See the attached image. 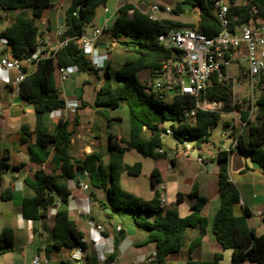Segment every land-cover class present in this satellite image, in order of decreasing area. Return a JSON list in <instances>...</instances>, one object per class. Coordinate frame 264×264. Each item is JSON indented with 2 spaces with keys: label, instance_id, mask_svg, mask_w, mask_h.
I'll return each mask as SVG.
<instances>
[{
  "label": "trees",
  "instance_id": "obj_1",
  "mask_svg": "<svg viewBox=\"0 0 264 264\" xmlns=\"http://www.w3.org/2000/svg\"><path fill=\"white\" fill-rule=\"evenodd\" d=\"M110 0H70L63 16V34L61 39L80 37L86 28L91 26L97 8L105 6ZM216 0H181L173 12L182 14L188 9L182 4L192 5L198 11L195 23L184 24L170 19L161 18L151 20L145 13L133 4H124L117 12L109 34L116 38L119 47L130 53L118 68L108 62L104 74L98 76L92 68L89 59L82 48L70 40L66 46L54 51L49 57H42L37 68L30 73L20 85V98L33 107L37 117L51 114L55 110L65 109V100L57 88L56 76L58 68L77 66L79 73H94L100 77L102 84L97 91L96 106L99 113L110 120V111L125 104L129 110L130 130L128 138L116 140L111 138L108 146V165H105V153L95 150L83 159H74L70 154L71 139L76 123L71 128L67 120H60L49 130L47 126L37 127L28 134L22 130V142L27 144L31 137L34 140L28 145L29 162L42 166L49 161L53 168L50 172L39 168L32 177L25 178V184L34 191V196L23 200L22 216L24 219L39 221L48 217L51 208L67 206L70 198L79 191L81 184L89 187L88 196L98 200L99 191H106V200L98 203L105 210L107 217L124 215L131 212L135 225L147 233L143 245L153 243L156 251L150 260L157 264H165L170 255L179 253L185 243L187 230L198 229L199 236L189 247V258L186 264H221L223 254H215L210 261H195L191 255L193 250L201 244L207 230V220L202 210L207 199L191 192L189 197L196 201L191 212L182 217L175 207L161 206L157 193L151 200H143L124 191L119 184L121 172L137 177L142 172V163L133 165L124 163V156L128 150H135L144 157L166 158L168 147L161 138V132L166 130L165 123L170 122L174 128V138L177 145L190 142L201 150L209 143L212 130L218 124L221 114L200 111L194 124L184 119V110L195 106V98L177 94L170 100L162 99L155 93H148L147 86L162 72L165 62L176 60L178 55L173 50L165 48L158 41L161 34L172 30L190 27L199 33L213 37L222 30L219 18L214 12ZM229 4L228 17L230 29L234 31L238 26L250 22H257L264 18V0H245L236 4L235 0H227ZM55 0H0V9L5 13L15 12L14 19L0 31V37L8 40V51L12 57L25 62L37 49L41 33L39 21L46 10L54 8ZM145 7V4L141 5ZM130 11H133L130 14ZM7 19V17L5 16ZM24 72L28 71L25 66ZM149 72L150 79L141 81L140 74ZM87 84L89 83L86 82ZM1 85V82H0ZM1 92V86H0ZM257 92L259 97L255 103L256 114L250 116L251 104L246 108L239 102H234V88L231 85L218 82L213 77L205 96L210 101L224 102V111H239L241 120L248 130L249 143L244 147L242 137L235 138L237 145L228 151L218 153L219 191L223 203L217 210L213 222L212 233L224 250H231V264L254 262L264 264V234L257 235L249 226L250 212L245 210L243 215L235 214V206L240 204V193L230 180L228 161L230 153L235 150L249 153L253 160L260 164L264 174V74L261 75ZM244 102H247L244 99ZM1 124V116H0ZM235 136L234 132L232 133ZM236 137V136H235ZM10 164L1 144L0 130V182L6 180L7 170L21 169ZM59 171V173H58ZM78 171L87 174L88 179L74 183L75 188L69 187ZM151 173V186L156 187L161 179ZM12 196L11 188L2 193L4 200ZM53 202L50 205V198ZM181 195H179L180 200ZM57 198L59 202H57ZM144 213L155 214L150 220ZM14 245V230L4 228L0 233V254L12 249ZM71 252L87 249L83 241V234L78 231L70 218L67 207L56 210L54 226L51 232V244L47 252ZM103 264H110L104 262Z\"/></svg>",
  "mask_w": 264,
  "mask_h": 264
},
{
  "label": "crops",
  "instance_id": "obj_2",
  "mask_svg": "<svg viewBox=\"0 0 264 264\" xmlns=\"http://www.w3.org/2000/svg\"><path fill=\"white\" fill-rule=\"evenodd\" d=\"M174 1L176 3L180 2V0ZM124 4L133 3L121 0L119 4H116L113 0H110L107 3V6L110 8V12L108 13L104 11L103 6L97 8L93 23L90 27H101L106 21H108L110 27L111 21L113 19L115 20L119 8ZM55 6L57 5L54 4V8H56ZM165 7L172 8L171 6ZM54 8L50 9L51 11L48 14H45V12L43 13V17L40 20L42 24H39L41 27L39 38L43 41L41 48L45 52H54L58 50L60 37L57 35V31L63 32V26L61 25L63 22H61V19H63V15H61L62 8L58 7L56 11H54ZM106 44H108L107 40H102L100 42L99 49L103 55L106 54ZM108 62L112 63L110 54L105 62L106 65ZM14 75L15 73H10L11 78H13ZM68 81L69 84L66 85ZM68 81L61 82L59 78L57 80V88L62 98L65 99L70 97L78 99L80 106L77 111L71 112L64 110L60 113L53 112L40 118L37 117L34 110L20 98L19 94L13 90L11 85L1 82L6 91L16 94V96L13 97L10 102H6L3 108H1L2 110H0L1 144L12 166L19 168V166L23 165L21 169L12 170V173L9 174L10 178H6L0 185V233L4 228H11L14 230V245L12 249L0 254L1 262L2 264H32L34 258L39 257L42 262L47 261V264H74L71 256L75 251L71 252L70 250L63 249L61 251L47 252L51 244L54 215L57 209L63 207L68 208L70 218L73 220L78 231L83 234V241L87 244V249L83 252L85 264H103L107 261L110 262V264H118L121 259L118 249L121 247L122 252H126L130 249L137 250L135 257L132 259V264H144L143 262L145 259L152 262L150 260L155 254L156 246H150V243L143 245V242L147 238V233L145 234L137 230V233L128 235L126 238L127 241H116L113 231H117L116 228L120 227L121 230L119 232L124 234L122 231L123 228L119 224L114 227L111 223L113 216L107 217L105 214V212H107L106 209L103 210L98 203V200H106V191H99L97 194L98 200H93L89 198V196H86L85 192L78 189L79 191L70 198L67 206H62L57 198V202H59L58 207L51 208L46 219L34 221L24 219L22 216L24 198L34 196V191L25 184V178L32 177L39 168H43L48 172L53 168V165H51L49 161L45 162L42 166L29 162L28 145L33 142L34 136L28 140L29 142L27 144H24L22 142L23 129L30 134L34 132L37 127L47 126L49 130H53V126L60 120L69 121L71 123V128L73 124L76 123L77 125L75 126L69 149L74 159H83L86 155L91 154L95 150L104 152V149L108 148L111 138L120 140L121 138L129 137V134L128 137H126V135L113 132L101 135L99 128L96 126L97 116L101 114L98 111L99 108L95 104V95H88L84 91L86 86H91V83H94L93 79H90L88 84L86 83L88 81H84L81 87L77 85V78L75 76L71 77ZM94 84L97 92L102 84V80ZM63 94L69 95L63 97ZM0 98H4V100L6 98L2 94V88ZM120 119L119 116L110 117V121L112 122L119 121ZM224 130L231 132V138L224 137L225 141L221 143V147H218L216 152H211L210 155L207 156V145L210 144V141L206 143L201 150L194 147L189 156H184L182 152H177L176 156H173L171 153L169 154L170 149L168 148L166 159L169 164L165 170L162 171L159 167H153L151 173L153 170H157L156 175H158L161 181L167 186L169 197L166 206L175 207L182 217L187 216L191 212V207L196 201L195 198L189 197L191 192L196 191L199 196L207 199L202 210V215L207 220V230L202 238L201 244L193 250L191 255L192 259L195 261H210L215 254L220 253L223 254V261L221 264L226 261L228 264H231V250H224L212 233L213 218L220 205L223 203L218 187V153L220 151H228L230 148H235L237 145L236 139L239 138V136L242 137L244 147H247L249 143V134L246 135L247 129L238 118L233 125L225 122ZM233 132L236 137L233 136ZM234 143H236L235 146ZM196 150H198L199 157L204 160L203 163L197 160ZM104 153L105 165H108V153ZM211 163L213 166L209 165L211 169H208L207 164ZM228 168L230 180L240 193V204L235 206V214L241 216L245 210H248L250 212V217L247 219L249 226L254 229L257 235H263V168L252 159L249 153L238 150L230 153ZM13 178H17L16 181H14ZM86 179H88L87 176ZM69 187L75 188L72 181H69ZM7 188H11L12 196L10 199L4 200L2 198V193ZM151 190L153 195L143 200L148 201L154 197L156 187H152ZM174 194H176L175 203L171 201V196ZM179 195H181L180 200ZM134 196L137 197L136 195ZM79 210L82 211L81 214L78 212ZM103 217L108 220V224L104 222ZM144 217L153 220L155 214L144 213ZM89 219L104 226V239L100 238L99 234L88 226L87 221ZM108 227H112L110 228L111 230ZM198 236V229L187 230L186 240L182 250L179 253L173 254L180 260V263L185 262L186 264L189 258V247ZM95 241H100L101 243L97 245L94 243ZM103 255L106 257L104 262H102ZM173 255H170L167 259ZM30 256L31 260L30 263H28Z\"/></svg>",
  "mask_w": 264,
  "mask_h": 264
},
{
  "label": "built area",
  "instance_id": "obj_3",
  "mask_svg": "<svg viewBox=\"0 0 264 264\" xmlns=\"http://www.w3.org/2000/svg\"><path fill=\"white\" fill-rule=\"evenodd\" d=\"M119 4L121 0H113ZM104 11L110 12V8L105 5ZM133 11H130L132 13ZM145 13L151 20H159L161 13H172L170 7H163L159 4H152L147 7ZM214 12L219 18L222 30L215 36L209 37L198 31L183 27L172 30L166 34H161L158 41L167 49H171L178 55L176 60L169 59L164 63L162 73L156 81H151L147 86L148 93H155L160 98H171L174 95L182 94L195 98V106L184 110L183 117L188 122L194 124L197 114L200 111L212 113H234L242 122L239 111L225 112L224 102L210 101L206 98V90L215 77L218 82L231 85L233 88L238 87V91L234 90V102H239L240 97L248 91V87L242 83V79L247 81L251 91L250 116H253V95L257 92V86L261 75L264 74V18L257 22H250L238 26L234 31L230 29V19L228 17L229 4L227 0H216L214 4ZM108 21L101 27H93L90 31H85L80 37L61 39L63 32L57 31L60 37L58 42V50L67 45L72 40L80 46L89 59L92 68L97 72L98 76L104 74L106 60L109 53L119 46L116 38L109 34ZM109 38L111 42L106 44V54H101L99 46L101 38ZM43 41L39 38L36 51L25 60H20L11 56L8 51V40L0 37V82L11 85L16 93H20V85L25 78L37 68L38 61L42 57L51 56L52 52L42 50ZM28 71L24 72V67ZM230 66H236L239 74L230 71ZM15 75L10 77V73ZM79 72L77 66H66L58 68V75L61 82H66ZM241 88L243 89L241 91ZM172 92H175L174 94ZM65 109L67 111L76 112L80 104L77 98H65ZM240 103V102H239ZM64 110H55L53 112H62ZM52 112V113H53ZM245 127V123L242 122ZM161 138L174 137V128H166L160 134ZM224 137L231 138V132L224 130ZM236 143H234V146ZM194 146L190 142L183 143L182 154L189 156ZM197 160L203 163L204 160L198 157ZM81 191L89 190L88 185L81 184ZM156 193L161 206H166L167 186L164 182L156 185ZM80 214L81 210L78 211ZM87 224L94 229L104 239L103 234L105 228L101 224H97L94 220L89 219ZM117 231L121 228L117 227ZM100 244V241H95ZM104 262L106 257L102 256ZM74 264H85L84 256L81 249H77L71 256ZM42 262L39 257H35L32 264H47ZM0 264L1 257H0Z\"/></svg>",
  "mask_w": 264,
  "mask_h": 264
},
{
  "label": "rangeland",
  "instance_id": "obj_4",
  "mask_svg": "<svg viewBox=\"0 0 264 264\" xmlns=\"http://www.w3.org/2000/svg\"><path fill=\"white\" fill-rule=\"evenodd\" d=\"M126 1L133 3L135 6H137L142 11H146L147 7L152 5V4H159V5H162L164 7L165 6H171L173 9L175 8V6L177 4L174 0H126ZM244 1L245 0H235V3L241 4ZM69 4H70V0H55V5H57V6H55L56 8H54V11L58 10V7H60V8H62L61 15L64 16V12H65L66 8L69 6ZM142 4H145V7H142L141 6ZM50 11L51 10H46L45 14H48ZM0 16L4 19V23L2 25L0 24V31H1L3 28L8 26L10 24V22L14 19L15 12L5 13L3 10L0 9ZM5 16L7 17V19L5 18ZM161 18L170 19L172 21L180 22V23H184V24H190V23H195L197 21L198 11H197V9L193 8L190 11H187V12L182 13V14H177L175 12L161 13L160 19ZM38 23L41 25L42 21H39ZM113 23H114V19L111 21L109 29L112 28ZM86 30L90 31L91 27L90 26L87 27ZM102 40H107V42H111L110 39L106 38V37H102L101 41ZM109 54L111 55V62L113 64L114 69L118 68L119 65L123 62V60L130 55V53L126 52L124 49L120 48L119 46L116 47L114 50H112ZM230 71L234 74H239L236 66H230ZM75 77L77 78L76 83L80 87L82 86L84 81H89L90 79H93V82L97 83L101 79L100 77H97L92 72H90V73H79L78 72L75 74ZM56 78H57V80L59 79L58 74H57ZM140 78H141L142 82L149 80L150 79L149 72H143L142 74H140ZM157 79H159V78H155L154 81H156ZM160 79H163V77L161 76ZM94 83H91V86H89V85L86 86L84 88V91L88 95L89 94L95 95V99H96L97 92H96ZM242 83L248 87V91L245 92L240 97L239 102H240V104H242V106L244 108H246L248 105V101L251 100V91L249 89L247 81L242 79ZM67 84H69V81L66 82V85ZM0 86L2 88V94L6 97L5 100H4V98L3 99L0 98V110H2L1 108H3V105L6 102H10L12 100V98L16 96V94L11 93L10 91H6L3 88L2 83ZM65 95H69V94H65ZM65 95L63 94V97ZM258 97H259V92H256L253 95V105H254L253 116H255V114L257 112L255 103H256ZM166 99L170 100L171 98H166ZM244 99H246L247 102H244ZM112 116H119L121 119L119 121L112 122L109 119H107L106 117H104L103 115L97 116L96 126L99 128L101 135H106L109 132H113L116 134L126 135V137H128L129 130H130L128 106L123 104L120 107H118L117 109L110 111V117H112ZM236 119H237V117L234 113H222L221 114V118H220L218 124L215 125L213 130H212L211 137H210V144L207 145V148H208L207 156H209L211 152H216L217 148L221 147V143L225 141V138L222 135L223 131H224L225 122H228V123H230V125H233L234 122L236 121ZM164 126H165V128H170L171 123L167 122V123H165ZM246 135H248V130L246 132ZM163 142L170 149L169 154L171 153V155H173V156H176L177 152H182V150H183V144L177 145L174 141H172V139H170V137H164ZM23 150H25V149H23ZM104 152L108 153V148H105ZM22 156H23V154H22ZM138 162L142 163L143 168H142L141 174L137 177H133V176L128 175L126 172H121L120 177H119V184L124 191L131 193L132 195H136L140 199H145L148 196L153 195V192L151 190L152 189V186H151V170L153 169V167H159V169L164 171L165 168L167 167V165L169 164V162L166 158L154 159V158L144 157L143 155H141L140 153H138L137 151L132 150V149L128 150L125 153L124 163L129 164V165H133V164L138 163ZM10 173H12V169L7 170L5 173V176L9 175ZM88 192L89 191L85 192L86 196H88ZM168 197H169V194L167 192V198ZM171 201H173V203H175L176 194L171 196ZM238 208H239V206H238ZM107 210H110V209L107 208ZM103 220L105 223L108 224V220L106 218L103 217ZM111 223L114 225V227H115V225L119 224L123 228L122 231L124 232V234H121L119 231H113V235H114L116 241H122V240L127 241L126 238L128 237V235H133V234L137 233L138 231L146 234V232L144 230L137 228V226L135 225V222H134V215L131 212H126L124 215H113V220H111ZM108 228L110 229L112 227H108ZM150 244H151L150 246H155L153 243H150ZM121 249H122V247L118 249L119 255L121 256L120 263H118V264H132L133 263L132 259L135 257L137 250L130 249V250H127L126 252H122ZM138 249H141V248H138ZM30 260H31V256L28 259V263H30ZM143 263L144 264H157L155 262H149L146 259ZM165 264H185V262L180 263V260H178L175 257V255H173L172 257H170L169 259L166 260ZM223 264H228V262L227 261L223 262ZM244 264H257V263L246 262Z\"/></svg>",
  "mask_w": 264,
  "mask_h": 264
},
{
  "label": "water",
  "instance_id": "obj_5",
  "mask_svg": "<svg viewBox=\"0 0 264 264\" xmlns=\"http://www.w3.org/2000/svg\"><path fill=\"white\" fill-rule=\"evenodd\" d=\"M182 8H184V9H188V10H191V9H193V6L192 5H188V4H182ZM63 21V19H61V22ZM4 23V19L0 16V24L2 25ZM238 87L239 86H235V88H234V90L235 91H238ZM243 89L241 88V91H242ZM173 94L175 93V92H172ZM32 109H34L33 107H32ZM172 140L175 142V143H177V139H175L174 137H172ZM196 153H197V156H196V158H198L199 157V154H198V150H196ZM208 166H207V168L208 169H211V166L209 167V165H212L213 166V164L211 163V164H207ZM86 173H84L83 171H78L76 174H75V176H74V178H73V180H72V182L73 183H76V182H78V181H84L85 179H86ZM6 178H10V176L9 175H6L5 176ZM16 179L17 178H13V180L14 181H16ZM0 185H1V182H0ZM52 202H53V197H51L50 198V205L52 204ZM106 211L107 212H111V210H107V208H106Z\"/></svg>",
  "mask_w": 264,
  "mask_h": 264
}]
</instances>
